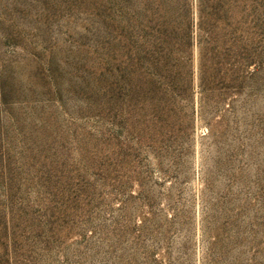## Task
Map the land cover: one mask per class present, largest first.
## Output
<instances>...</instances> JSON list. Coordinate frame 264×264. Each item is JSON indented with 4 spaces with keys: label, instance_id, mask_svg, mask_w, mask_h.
I'll list each match as a JSON object with an SVG mask.
<instances>
[{
    "label": "rangeland",
    "instance_id": "rangeland-1",
    "mask_svg": "<svg viewBox=\"0 0 264 264\" xmlns=\"http://www.w3.org/2000/svg\"><path fill=\"white\" fill-rule=\"evenodd\" d=\"M0 264H264V0H0Z\"/></svg>",
    "mask_w": 264,
    "mask_h": 264
}]
</instances>
